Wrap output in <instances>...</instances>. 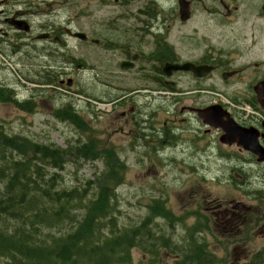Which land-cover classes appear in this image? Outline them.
Listing matches in <instances>:
<instances>
[{
	"label": "flooded vegetation",
	"instance_id": "1",
	"mask_svg": "<svg viewBox=\"0 0 264 264\" xmlns=\"http://www.w3.org/2000/svg\"><path fill=\"white\" fill-rule=\"evenodd\" d=\"M51 2L0 0V58L14 65L19 60L11 56L30 60L31 64L23 61V72L34 83L22 82L27 94L1 78L0 108L14 107L23 114L38 110L49 99H37L48 86L71 89L77 82L69 71L91 69L84 51L75 56L70 47L75 41L86 46L100 44L92 37L99 27L92 32L74 27L68 19H61ZM108 7L112 22L108 46L114 60H120L90 75L97 87L84 88L89 92L98 89L93 93L100 94L92 95L95 103L109 104L108 112L124 121L114 128V134L123 133V126L131 128L126 134L133 146L112 149L124 153L130 148L147 156L164 149L210 155L216 150L217 138L224 150L250 159L235 167L244 177L249 174L247 164L264 171V162L257 160L264 154V0H110ZM54 61L58 67L52 66ZM166 64H188L190 68L167 76ZM39 69L41 77L35 75ZM37 86L40 91L34 90ZM77 87L71 95L86 92ZM69 108L76 111L74 104L56 109ZM165 108L167 113L172 110V118H165ZM206 117L216 118L227 131L210 126ZM6 120L0 115V124ZM229 131L242 137L222 142ZM237 183L248 193L240 197L246 195L255 203L264 200L257 194L262 191L264 195L261 182L257 187L251 178ZM252 209V204L247 206L241 199L204 208L228 244L226 248L235 251L236 264H264V246L253 250L255 238L264 237V220H260L258 207Z\"/></svg>",
	"mask_w": 264,
	"mask_h": 264
},
{
	"label": "rangeland",
	"instance_id": "2",
	"mask_svg": "<svg viewBox=\"0 0 264 264\" xmlns=\"http://www.w3.org/2000/svg\"><path fill=\"white\" fill-rule=\"evenodd\" d=\"M109 1L52 0L53 6L60 11L59 16L61 19H68L74 27L85 31L89 29L92 32L94 27L98 26L99 30L92 37L99 39L100 44L86 46L79 41L73 42L70 49L75 56L84 51V59L91 69L82 72L75 67L73 71H69L71 77L77 82L71 89L59 88L55 84L48 86L46 91L42 92V96L37 98L38 101L42 97L49 98L43 104V107H39L38 110L32 109L27 114L17 111L14 107H1L0 115L9 118L8 121H5V124H0L4 134L20 135V137L33 140L32 142L37 141L40 144L53 143L62 149H67L74 145L77 139H82L81 134L77 132L78 130L70 121L61 117L62 114L55 115V110L64 104H74L79 119L81 118V122L88 128V134L100 140L102 147L123 148L133 146L128 137L130 135L126 134L131 129L130 126H123V133L114 134V128H118L124 121L110 114L108 105H97L95 103L93 96L100 93L93 92L98 91V89L89 92L84 88V86L97 87L89 79L90 75H94L96 71L107 69L109 66L112 67L114 61L118 62L120 60H114L110 46H108L112 29L111 13L108 7ZM26 50L29 54V50ZM11 59H18L19 65L9 64L0 58V79L13 83L18 92L26 91L28 94L27 90H23L22 82L29 85L34 83L28 81L32 76L27 73L29 78H26L27 75L23 72L22 65L23 61L30 64L32 62L21 56H11ZM38 63L41 65V60ZM58 64L54 61L52 66L58 67ZM18 68H20V71H18ZM41 71L40 69L36 70L35 75L41 77ZM76 87L86 92L76 94L77 96L71 95V93H75ZM40 88L42 87L40 86ZM30 89L31 91H40L38 86L34 90ZM166 110V108L163 110L165 118H172V110L170 109L169 113ZM117 111H120V109ZM100 113L102 116L98 119ZM156 138L150 137V139ZM215 142L217 143L215 145L216 150L214 153L210 151V155L208 153L185 155L173 149H164L159 151L160 154L150 152L147 156L140 152H132L130 148H126L127 152L119 153L128 170L123 174L122 183L118 187L113 186L114 193L118 196L116 210L120 211L117 214L118 224L126 226L137 224L146 216L148 212L147 205L151 199L160 198L170 214L166 219H156L158 223L156 222V225L152 224L154 232L161 233L160 225H162L174 241L180 240L186 234L198 236L205 243L207 249L218 257L219 264H236L234 261L237 256L235 251H232L231 248L229 251L226 248L228 244L216 231L214 219L210 218L204 208H214L218 204H226L230 200L241 199L247 206L251 207L252 204L253 212L255 207H258L260 209V220H264V200L255 203V201L247 199L246 195L244 198L240 197L242 194L248 193L247 190H241L237 183L244 178H251L255 182V187L261 186L259 182L264 184V171L250 167L247 164L249 174L244 177L240 170L235 167H239L244 160L249 162L250 159L232 154L231 150H224L217 138ZM222 153H228V155H220ZM28 154L31 155V152L28 151ZM65 161V168L58 171L60 176L57 184L66 189L73 186L85 188L84 182L86 179L93 180L105 171L104 162L100 159L95 161L84 160L72 154L71 156L68 155ZM231 181L233 182L231 183ZM257 194L261 198L264 197L262 191ZM11 195L16 196L14 193ZM5 205L0 204V219L2 218V221H0V245L2 246L9 245L10 241V239H2L3 234L5 232L10 233L17 225L15 222L7 221L4 218L5 215L1 214V208ZM13 209L14 211H24V209L20 210L18 206ZM165 222L169 228L165 225ZM253 246L255 251L261 248L260 246H264V237L257 236ZM130 258L132 264H175L176 260L174 255H169L166 252L160 251V254L150 255L138 247L130 249ZM2 262L3 260H0V263Z\"/></svg>",
	"mask_w": 264,
	"mask_h": 264
},
{
	"label": "trees",
	"instance_id": "3",
	"mask_svg": "<svg viewBox=\"0 0 264 264\" xmlns=\"http://www.w3.org/2000/svg\"><path fill=\"white\" fill-rule=\"evenodd\" d=\"M63 118L72 122L82 138L67 149L6 135L0 128V204H6L1 214L17 223L3 234L2 239L10 241L0 245V264H132L133 247L150 255L160 251L174 255L175 264L220 263L198 236L186 234L174 241L160 224L161 233L154 232L156 219L170 214L160 198L151 199L146 216L137 224L119 225L113 186L122 183L128 168L113 149L102 147L88 134L76 113L65 111ZM72 154L102 160L105 171L86 179L85 188L58 186V171ZM17 206L24 211H14Z\"/></svg>",
	"mask_w": 264,
	"mask_h": 264
},
{
	"label": "water",
	"instance_id": "4",
	"mask_svg": "<svg viewBox=\"0 0 264 264\" xmlns=\"http://www.w3.org/2000/svg\"><path fill=\"white\" fill-rule=\"evenodd\" d=\"M77 36L82 37V38L84 37V36H82V34H77ZM125 67L127 68V66H125ZM178 68L189 69L190 67L188 66V64L184 65V66H180V67L179 66H171V65L167 64L165 66L164 70L166 71V74L169 75L171 70L174 71V70H177ZM204 121L213 127H219L220 126L227 131V127L224 124H222L221 122H219L216 118H207L206 117V119H204ZM235 136H238L240 138L242 137V135L239 132L229 131V132H227V134H225L224 136L221 137V140H222V142H225V143H232V142H235ZM240 142H242V141H240ZM237 143H239V141H237ZM254 152L259 153L257 150H254ZM258 160L264 161V154H260Z\"/></svg>",
	"mask_w": 264,
	"mask_h": 264
},
{
	"label": "bare ground",
	"instance_id": "5",
	"mask_svg": "<svg viewBox=\"0 0 264 264\" xmlns=\"http://www.w3.org/2000/svg\"><path fill=\"white\" fill-rule=\"evenodd\" d=\"M67 121H68V120H67ZM71 123H72V122H71ZM71 123H70V124H71Z\"/></svg>",
	"mask_w": 264,
	"mask_h": 264
}]
</instances>
